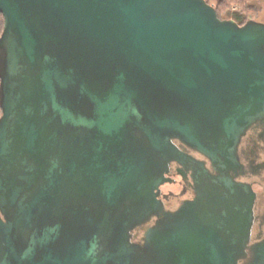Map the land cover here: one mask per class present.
Instances as JSON below:
<instances>
[{
    "label": "water",
    "instance_id": "1",
    "mask_svg": "<svg viewBox=\"0 0 264 264\" xmlns=\"http://www.w3.org/2000/svg\"><path fill=\"white\" fill-rule=\"evenodd\" d=\"M0 14V264H264V157L245 182L232 161L264 120V24L206 0ZM173 140L209 164L175 160L193 197L166 208Z\"/></svg>",
    "mask_w": 264,
    "mask_h": 264
},
{
    "label": "flooded vegetation",
    "instance_id": "2",
    "mask_svg": "<svg viewBox=\"0 0 264 264\" xmlns=\"http://www.w3.org/2000/svg\"><path fill=\"white\" fill-rule=\"evenodd\" d=\"M263 126L264 120L262 122L254 124L249 129V133L246 134L244 136V139H242L238 144L236 152L234 153V160H232L236 165L239 166V169L236 173V180H241V182H245L247 181V177L254 179V175L260 173L257 168L260 164V159L264 157V147L260 146L257 147V149H252V147L256 143L253 137L254 134H256L259 131V128ZM175 160H187L189 162H196L197 165L202 168H208V160L202 153L198 152L197 150L185 146L184 144H181L178 140L172 141L169 166L168 170L166 171V175L171 179V183L166 185L176 186L178 187V190L177 193H175L171 189H165V187L162 186L160 188V198H162L163 196H174V198L178 199V197L181 196V200L191 199L193 197L192 191L185 186L180 175L177 173V169L174 167ZM182 163L183 162L176 163V167L178 169H187L186 165ZM248 182L252 190L257 193L261 192L262 186L257 181L251 180ZM263 220L264 217H262V213H259L257 218L253 219L252 224L258 227V225L261 224Z\"/></svg>",
    "mask_w": 264,
    "mask_h": 264
},
{
    "label": "rangeland",
    "instance_id": "3",
    "mask_svg": "<svg viewBox=\"0 0 264 264\" xmlns=\"http://www.w3.org/2000/svg\"><path fill=\"white\" fill-rule=\"evenodd\" d=\"M209 4L218 8L222 19H233L231 14L237 13L242 21L252 20L255 23L264 24V0H207ZM5 42L0 45V51L3 49ZM1 67V55H0ZM165 189H171L177 193L178 187L164 185ZM166 208L173 207L177 198L174 196L164 197Z\"/></svg>",
    "mask_w": 264,
    "mask_h": 264
},
{
    "label": "trees",
    "instance_id": "4",
    "mask_svg": "<svg viewBox=\"0 0 264 264\" xmlns=\"http://www.w3.org/2000/svg\"><path fill=\"white\" fill-rule=\"evenodd\" d=\"M206 2L208 3L207 0H206ZM214 8H215V11H216L217 17L220 18V19H222V18L220 17V14H219L218 8L215 7V6H214ZM231 17H232L233 20H234L237 24H239V25H242V24H244V23L246 22V21H242V19L240 18V16H239L237 13H233V14H231ZM2 28H3V18H2V15L0 14V34H1V32H2ZM0 114H1V107H0Z\"/></svg>",
    "mask_w": 264,
    "mask_h": 264
}]
</instances>
